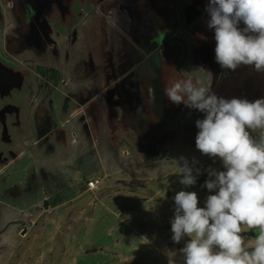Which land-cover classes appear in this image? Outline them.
<instances>
[{
	"label": "rangeland",
	"instance_id": "rangeland-1",
	"mask_svg": "<svg viewBox=\"0 0 264 264\" xmlns=\"http://www.w3.org/2000/svg\"><path fill=\"white\" fill-rule=\"evenodd\" d=\"M102 1L107 16L95 0H0V77L16 83L0 87V114L19 107L4 115L11 142L0 141V158L25 149L0 172V264H168L172 252L184 264L179 250L190 238L172 239L174 196L196 192L204 207L217 191L204 186L214 179L208 170L225 169L196 148L204 114L171 102L165 84L190 77L226 98L264 97V73L215 62L207 0ZM35 120L50 131L37 143ZM185 160L191 186L180 183ZM93 175L100 183L90 191L83 183ZM154 195L163 202L154 205ZM115 209L131 211L132 224L160 240L124 225L105 233ZM256 234L243 233L249 242Z\"/></svg>",
	"mask_w": 264,
	"mask_h": 264
},
{
	"label": "clouds",
	"instance_id": "clouds-1",
	"mask_svg": "<svg viewBox=\"0 0 264 264\" xmlns=\"http://www.w3.org/2000/svg\"><path fill=\"white\" fill-rule=\"evenodd\" d=\"M205 11L221 69L251 66L264 73V0H207ZM164 93L171 102L204 114L195 121L196 148L218 157L225 169L208 170L214 179L204 186L217 191L207 196L204 207H198L196 192L180 190L174 196L172 239L190 238L179 250L184 264H264V132L259 138L250 134L264 130V97L226 98L190 77L167 82ZM177 168L181 184L196 183L186 160ZM249 230H258L251 242L243 235ZM175 254H169L168 264H176Z\"/></svg>",
	"mask_w": 264,
	"mask_h": 264
},
{
	"label": "crops",
	"instance_id": "crops-1",
	"mask_svg": "<svg viewBox=\"0 0 264 264\" xmlns=\"http://www.w3.org/2000/svg\"><path fill=\"white\" fill-rule=\"evenodd\" d=\"M102 0H95L94 2V8L97 10V13L98 15L100 16H107V14H105V12L101 9V4H102ZM7 66L6 65H3L2 66V69L4 70ZM9 67V66H8ZM8 70V69H7ZM6 71V70H5ZM3 77H0V87L4 88V89H8L9 87H12V88H15V84L16 83H12L13 84H8L9 81H7V78L4 77V75L2 74ZM2 78V79H1ZM25 82V80H24ZM26 84V83H25ZM23 84H19V86L21 87ZM11 89V88H9ZM81 97L78 98L79 101H81L80 99ZM14 107V111L15 112H11V110H8V112L4 113V114H0V141L2 142H5L6 144L7 143H10L11 142V139L9 138L10 135L8 134V130L5 129V114H15L14 116L17 115L18 113V106L17 105H13ZM78 108V106L76 105L75 107L71 108L68 113L71 114V113H74L76 112V109ZM39 109V106H37L35 109H34V112H33V115L35 118H38V110ZM33 118V117H32ZM17 124V121L15 120L14 122H12L11 124ZM43 128H41V126L38 124V121L35 120V125L33 126V128H31V133L33 134V138H32V142L33 143H37L42 137L43 135L49 133V132H43ZM48 135V134H47ZM4 137V138H3ZM23 140H21V145L24 144L25 140L24 138H22ZM2 146H6L5 144L2 145ZM1 150V148H0ZM7 150V153L6 151L2 150L3 153H5L6 157L8 155V157L6 158L5 156H2L0 159H4L2 162H0V172H2V170H5L10 164L13 165L15 164L18 160L22 159L23 157H25V149L24 147L22 149H19V150H11L9 148H6ZM37 159V158H35ZM11 160V161H10ZM1 161V160H0ZM10 161V162H9ZM87 177H90V176H87ZM85 177V179L87 178ZM152 199H153V202H154V205H157L159 203H162L163 202V198H159L157 195H154V196H151ZM162 199V200H161ZM170 212V211H169ZM124 214H122L121 216L119 215V209H115L114 210V217L116 218V221L114 224H110L107 226L106 228V232L107 233L108 231H111L112 230V227L113 226H119L121 227V225L123 226H126L128 228H130V230L134 231V232H137L138 234H140L139 238L141 240H147L148 243H153L154 241L156 240H160V236H157V235H153L151 238H148L147 236H145L144 234H142L140 231H139V228L137 226H134V224H132V221L134 222H137L138 221V218H134L136 216H132L130 217L129 214H133L131 213V211H127V212H122ZM134 215V214H133ZM32 220V219H31ZM141 221H145L144 218L141 220ZM139 223V222H138ZM142 226H146L145 223L142 225ZM123 229V228H121ZM144 229V228H143ZM168 229V228H167ZM166 229V230H167ZM23 230H21L22 232ZM139 239V240H140ZM169 243H171L169 240H167Z\"/></svg>",
	"mask_w": 264,
	"mask_h": 264
},
{
	"label": "built area",
	"instance_id": "built-area-1",
	"mask_svg": "<svg viewBox=\"0 0 264 264\" xmlns=\"http://www.w3.org/2000/svg\"><path fill=\"white\" fill-rule=\"evenodd\" d=\"M100 183V177L98 175H93L90 177H87L84 180V188L87 190H93L97 187V185Z\"/></svg>",
	"mask_w": 264,
	"mask_h": 264
},
{
	"label": "flooded vegetation",
	"instance_id": "flooded-vegetation-1",
	"mask_svg": "<svg viewBox=\"0 0 264 264\" xmlns=\"http://www.w3.org/2000/svg\"><path fill=\"white\" fill-rule=\"evenodd\" d=\"M171 34H173V33H171V31H168V32H166L165 35H163L162 37L168 39V38L172 37ZM170 35H171V36H170Z\"/></svg>",
	"mask_w": 264,
	"mask_h": 264
},
{
	"label": "trees",
	"instance_id": "trees-1",
	"mask_svg": "<svg viewBox=\"0 0 264 264\" xmlns=\"http://www.w3.org/2000/svg\"><path fill=\"white\" fill-rule=\"evenodd\" d=\"M45 200V199H44Z\"/></svg>",
	"mask_w": 264,
	"mask_h": 264
}]
</instances>
